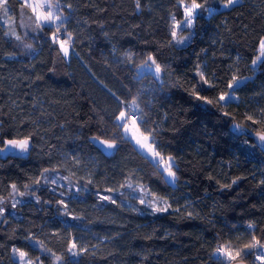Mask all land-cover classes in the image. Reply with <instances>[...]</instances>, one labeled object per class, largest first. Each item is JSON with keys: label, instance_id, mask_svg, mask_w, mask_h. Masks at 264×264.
Instances as JSON below:
<instances>
[{"label": "trees", "instance_id": "16d2710c", "mask_svg": "<svg viewBox=\"0 0 264 264\" xmlns=\"http://www.w3.org/2000/svg\"><path fill=\"white\" fill-rule=\"evenodd\" d=\"M196 2L216 11L197 16L185 44L170 45L180 0H139V8L137 0H59L71 33L64 56L52 27H28L26 17H35L8 0V15L0 11V137L31 135L32 148L27 158L0 159V264H21L13 249L32 264H227L215 256L218 245L264 241V148L230 131L233 122L264 131V63L252 65L264 0ZM149 55L165 69L159 79L136 71ZM234 75L249 78L234 89L239 99L216 104ZM117 98L137 100L157 150L175 157L174 184L115 127ZM90 137L119 146L105 156ZM54 176L67 179L53 188ZM143 197L171 207L154 212ZM72 242L87 251L72 257Z\"/></svg>", "mask_w": 264, "mask_h": 264}, {"label": "snow or ice", "instance_id": "6c2138e0", "mask_svg": "<svg viewBox=\"0 0 264 264\" xmlns=\"http://www.w3.org/2000/svg\"><path fill=\"white\" fill-rule=\"evenodd\" d=\"M238 3V0H223L221 7L223 8H229L235 4ZM180 4L183 7V20L176 21L173 17V24L171 26V32H170V40L169 44H175V45H183L186 41L190 39V36L192 35V30L195 27V21L198 15L201 14V12H207L209 15H212L216 9L207 7L206 3H197L196 0H191V3H185L184 0H180ZM29 6L31 7L32 12L35 14V19L37 21L38 27H43L44 25H56V32L53 33V42H56L61 28L60 25L57 22L63 21V13L60 12L59 14V0H57L56 4L50 3L49 0H36L35 3L28 4V0H25L24 4L21 5V7ZM47 8L46 11H42V9ZM137 7L139 8V0H137ZM199 10V11H198ZM0 11L4 13L5 16L8 15L10 8L8 0H0ZM178 30L181 31H188V36H181L178 35ZM66 31V30H65ZM14 34V33H13ZM68 39L67 40H61L60 43V49L63 52L64 56L69 55V47L71 45V33H67ZM17 39H20L19 36L16 37ZM258 55H256V58L252 60V65L256 66L258 63H264V39H261L259 41V47L257 49ZM141 68H147L149 70L153 71L154 76L156 79H159L161 74L165 71L164 68L161 67L159 63L156 62V59L149 55L147 59L143 60L142 63L138 66ZM201 80L204 84H209V81L205 78L204 73H199ZM249 79L248 77H239L234 75L232 77L231 82L227 85V87L231 90L228 92H222L219 94V96L216 98L215 103L216 104H222V103H229V102H235L239 99L234 94V89L236 86H239L242 81H246ZM211 87V85H209ZM197 100H202L207 104H213V100L208 99L207 97L201 96L198 91L195 89L192 93ZM118 104H120L122 107L119 110L118 115H114L115 120V127L117 129H122V135L123 136H129L130 139L135 141V144L139 146V148L147 153L146 158H150L152 163L159 167L162 171V173H167V177L169 178L170 183H175L176 181V171L173 169L176 167L175 165V157L168 156L165 158L161 154L160 151L157 150L156 145L158 144V141L155 138V130L154 129H146L142 131L140 129V124L146 123L144 115L142 114V110L139 107V104L137 103L136 99L131 100V102H125L120 101L119 98H117ZM227 115V113H225ZM259 115L261 117H264V109L260 110ZM247 121H251L252 124H261L262 122L260 120L254 119L252 115H247L245 117ZM139 121V123H138ZM245 128V125L236 123L233 125V129L236 131H239L240 134H246L243 130ZM130 134V135H129ZM256 136L258 140L261 142L262 145H264V131H260L256 133ZM31 135L25 136L23 138H12L4 140L2 137H0V144L3 145V147H0V152H7L9 150H16L20 154L27 153L31 147ZM102 148L105 150H112L117 147L116 141L104 139L101 140L99 137H94ZM244 143H247V141H244ZM48 169H45V172H48ZM52 171H55L53 169ZM61 179H67L66 177H62ZM240 178L237 177L232 181V184L237 183V181ZM55 182V181H53ZM36 183H39V180L36 181ZM261 184H264V180L260 182ZM232 184H226L222 187L230 188ZM129 188L132 187L131 184L127 185ZM16 185H12V189L15 192L16 191ZM27 187V185L25 186ZM111 191V190H109ZM20 195H24V193H20ZM103 200H109L110 197L108 196H102L100 197ZM60 203H63V201H60ZM112 203H115V200H112ZM141 204L148 203L149 206L153 209L154 212H167L169 208L171 207L170 204L167 203V201H164V206H159L158 200H151L146 201L145 199L140 200ZM13 207H15V203L13 204ZM4 209L0 207V214H2ZM179 211V209H177ZM189 217L192 215V213H188ZM249 229H253L254 225L249 224ZM77 244L75 242H72L68 248V252L72 257L78 256L80 253L87 251L85 248H80L79 251H77ZM260 249L261 254L257 256L256 258L264 261V244L260 242V240L256 239L255 237L252 238V242L247 243L243 246V248L236 249L235 251L230 250L228 247L218 245L216 248L215 254L218 256V258H224L228 264H231L232 261H236L238 258H240L242 255H248L252 252V250ZM13 253H19L21 264H23L24 259L27 256V253L20 251L19 249H13ZM56 260L58 261V264H63L60 257H56ZM28 264H32L31 261L28 262ZM73 264H76L75 260H73Z\"/></svg>", "mask_w": 264, "mask_h": 264}, {"label": "rangeland", "instance_id": "374dc122", "mask_svg": "<svg viewBox=\"0 0 264 264\" xmlns=\"http://www.w3.org/2000/svg\"><path fill=\"white\" fill-rule=\"evenodd\" d=\"M22 1V3L24 4V2H25V0H21ZM36 2V0H28V4H31V3H35ZM41 2H43V0H41ZM49 2L50 3H53V4H56V0H49ZM186 3V2H185ZM25 8L29 11V12H31V14L35 17V14L32 12V10H31V7H29V6H25ZM181 8H182V18L180 19V20H176V21H181V20H183V7H182V5H181ZM47 10V8L45 7L44 9H42V11H46ZM60 12H62V8H61V6H60V4H59V11H58V13L57 14H59ZM63 13V12H62ZM27 18V20H28V22H29V26L28 27H30V28H33L34 26H37V21H36V19H35V22H33L32 21V19L29 17V16H27L26 17ZM63 21L62 22H57L59 25H60V28H61V31H60V34H59V37H58V39H57V41L56 42H58L59 43V41H61V40H67L68 39V36H67V33H68V31L65 29V24H64V21L66 20V16H64V13H63ZM31 21V22H30ZM32 22H33V24H32ZM34 23H35V25H34ZM172 24H173V22H172ZM46 26H49V27H52V30H53V33L54 32H56V25H46ZM66 30V31H65ZM53 33H52V37H53ZM187 34V31H181V30H178V35H181V36H187L186 35ZM264 39V38H263ZM60 44V43H59ZM72 50V48H71V45H70V47H69V52ZM259 54V53H258ZM141 63H137V65H136V71H137V73L140 75V74H151L154 78H156L155 76H154V74H153V71L152 70H149V69H147V68H141V67H138L139 65H140ZM138 123H139V121H138ZM140 126V129L142 130V131H144V130H146V129H149L148 128V126H147V124H145L144 125V123H142V124H140L139 125ZM121 133H122V129H121ZM130 135V134H129ZM123 136V135H122ZM123 138H125V139H128L133 145H134V147L141 153V154H143L145 157L147 156V153L146 152H144V151H142L140 148H139V146L138 145H136L135 144V141L134 140H132V139H130L129 138V136H123ZM165 158H167V157H165ZM148 159H150V158H148ZM151 160V159H150ZM159 168V167H158ZM160 169V168H159ZM161 170V169H160ZM62 177H64V176H54V177H51V179H50V181H51V184H53V188H56V186H62V181H66L65 179H58V178H62ZM164 177H165V179H166V181L168 182V183H170L169 182V178L167 177V173H164ZM67 178V177H66ZM53 181H55V182H53ZM170 184H172V183H170ZM143 199H145L146 201H151V200H153V199H151V200H147L146 198H144L143 197ZM144 204H147V205H149L148 203H144ZM262 244H264V241L263 242H261ZM226 247V246H225ZM230 250H233V251H235L236 249H238V248H234V247H228ZM261 254V250L260 249H255V250H252V252L250 253V254H248V255H242L240 258H238L237 260H240V259H245V261H247L249 264H264V261H261V260H259V259H257L256 257L257 256H259ZM215 256H217L216 254H215ZM218 257V256H217ZM222 258V257H221ZM225 262H227L224 258H222ZM24 261L25 262H27V259H24ZM232 262H234V261H232ZM27 264H28V262H27ZM227 264H228V262H227Z\"/></svg>", "mask_w": 264, "mask_h": 264}, {"label": "water", "instance_id": "95a60500", "mask_svg": "<svg viewBox=\"0 0 264 264\" xmlns=\"http://www.w3.org/2000/svg\"><path fill=\"white\" fill-rule=\"evenodd\" d=\"M238 122H233L230 126V131L232 133H234L235 135H242L240 134L239 131H236L233 129V125L236 124ZM241 124V123H240ZM246 134H243L244 136L248 137V138H251L254 142H256L258 145H260L261 147L264 148V145L261 144V142L258 140L257 136H256V133L257 131H254L250 128H248L247 126H245L244 130H243ZM94 137H90L89 138V141L102 153L104 154L105 156H112L115 152H116V149L118 148L119 146V143H117V147L115 149H112V150H105L104 148H102L100 146V144L95 140L93 139ZM101 140H104V139H101ZM3 147V146H2ZM32 148V143H31V147L29 149V151L27 153H24V154H20L18 151L16 150H9L7 152H0V159H5L7 157H20V158H27V156L29 155V152ZM231 264H245L244 262H233Z\"/></svg>", "mask_w": 264, "mask_h": 264}]
</instances>
